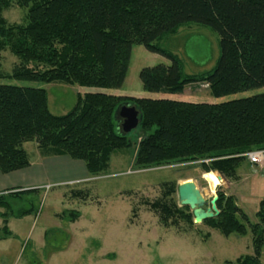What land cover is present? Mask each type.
Listing matches in <instances>:
<instances>
[{"label":"trees","instance_id":"16d2710c","mask_svg":"<svg viewBox=\"0 0 264 264\" xmlns=\"http://www.w3.org/2000/svg\"><path fill=\"white\" fill-rule=\"evenodd\" d=\"M30 7L28 23L8 25L0 0V53L10 50L21 61L10 79L64 83L81 88L120 89L127 78L132 48L143 45L172 63L140 72L145 91L182 95L192 85H207L224 98L264 88V0H15ZM210 27L220 37L221 56L209 73L186 75L183 63L158 42L185 25ZM30 65L32 67H30ZM2 63L0 61V79ZM139 111L142 141L135 166L151 169L200 164L202 171L236 179L245 154L264 150V94L222 104L171 99H140L105 92L78 96L75 108L54 116L44 89L0 85V173L26 170L24 145L35 143L42 158L69 157L85 164L93 177L108 171L115 152L133 146L119 127L120 106ZM238 179V178H237ZM178 185L170 187L178 194ZM40 189H11L0 194V241L14 235L10 219L35 211ZM220 215L203 222L223 236L253 239V255L225 264H262L264 200L253 224L233 196L218 192ZM151 208L165 227L182 222L194 228V215L178 201L159 200ZM4 210V212H1ZM62 219L76 223L78 211ZM251 229V230H250Z\"/></svg>","mask_w":264,"mask_h":264},{"label":"rangeland","instance_id":"374dc122","mask_svg":"<svg viewBox=\"0 0 264 264\" xmlns=\"http://www.w3.org/2000/svg\"><path fill=\"white\" fill-rule=\"evenodd\" d=\"M29 11V6L21 7L11 0L3 17L8 25H22L28 23ZM158 45L183 63L186 75L211 72L221 56L219 35L210 27L197 23L185 25L177 34L164 37ZM0 61L5 76L0 79V85L46 90L49 109L54 116L70 113L78 96L85 93L105 92L118 97L207 104H222L264 94V88H261L216 99L211 96L207 85L198 84L187 87L182 95L149 93L143 88L140 72L158 65L170 66L172 62L148 51L143 45L133 46L127 78L120 89L10 79L21 61L10 50L0 53ZM122 107L117 110L119 127L123 123L119 115ZM120 128L123 132L122 126ZM141 133L139 125L129 134L133 146L115 152L108 171L103 175L93 177L83 162L75 161L84 165L83 178L63 181V185L57 182L59 184L30 188L40 189L35 211L22 219H10L9 228L14 236L0 241V264H225L253 255L250 233L247 237L235 234L225 237L208 225L195 224V219L194 228L182 222L177 227H165L160 214L151 206L162 199H176L182 207L179 195L169 193L170 187L192 181L208 201L214 198L218 201V192L233 196L251 223L257 224L256 214L264 200V167L256 168L246 161L238 171V179L202 171L199 163L151 168L153 171L137 169L135 160L143 139ZM24 149L31 167L19 171L18 177L31 176L42 165L43 159L63 158H42L35 143L25 144ZM129 171L131 174H127ZM211 174L216 175L219 182L215 187L208 181ZM4 178L12 180L16 177L9 174ZM46 187L51 188L47 190ZM66 211H78L81 217L71 223L61 217ZM3 221L0 218V229ZM261 261L264 264V250Z\"/></svg>","mask_w":264,"mask_h":264},{"label":"crops","instance_id":"0c3cea01","mask_svg":"<svg viewBox=\"0 0 264 264\" xmlns=\"http://www.w3.org/2000/svg\"><path fill=\"white\" fill-rule=\"evenodd\" d=\"M41 164L27 178L25 176L18 177L16 175L19 172H15L10 175H15L16 178L10 180L11 178H4V175L0 173V192L11 189L27 190L48 183L59 182L63 185V181H77L78 177L83 178L85 175L84 165L68 158L43 159Z\"/></svg>","mask_w":264,"mask_h":264},{"label":"water","instance_id":"95a60500","mask_svg":"<svg viewBox=\"0 0 264 264\" xmlns=\"http://www.w3.org/2000/svg\"><path fill=\"white\" fill-rule=\"evenodd\" d=\"M119 115L123 120L122 130L124 134L129 135L139 127L140 113L136 107L124 106ZM178 195L181 206L189 207L192 210L195 224H202L204 221L215 219L220 215L217 199L208 201L192 181L181 184Z\"/></svg>","mask_w":264,"mask_h":264},{"label":"built area","instance_id":"2783aa9c","mask_svg":"<svg viewBox=\"0 0 264 264\" xmlns=\"http://www.w3.org/2000/svg\"><path fill=\"white\" fill-rule=\"evenodd\" d=\"M245 157L247 158L251 166L256 167V168L264 167V150H256L253 152H249L245 154ZM163 168H166V167H163ZM153 170L154 169H150L147 171H153ZM127 174H131V171H129V173ZM49 188L51 187H46L45 189L49 190Z\"/></svg>","mask_w":264,"mask_h":264},{"label":"bare ground","instance_id":"6f19581e","mask_svg":"<svg viewBox=\"0 0 264 264\" xmlns=\"http://www.w3.org/2000/svg\"><path fill=\"white\" fill-rule=\"evenodd\" d=\"M208 181L211 183V185L213 186V187H215V186H217L218 185V179H217V177H216V175H214V174H211L209 177H208Z\"/></svg>","mask_w":264,"mask_h":264}]
</instances>
